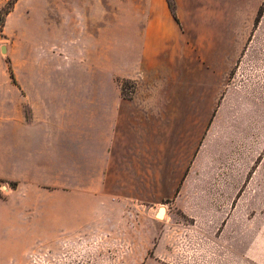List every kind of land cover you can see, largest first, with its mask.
Returning <instances> with one entry per match:
<instances>
[{"label":"rangeland","instance_id":"1","mask_svg":"<svg viewBox=\"0 0 264 264\" xmlns=\"http://www.w3.org/2000/svg\"><path fill=\"white\" fill-rule=\"evenodd\" d=\"M8 1L0 0V11ZM174 2L178 22L167 0H20L5 17L1 92L13 84L11 66L19 86L48 83L52 114L60 119L75 98L114 96L118 88L125 98L174 104L137 138L158 150L149 178L146 161L136 162L138 168L120 170L123 184L108 185L94 198L85 154L80 162L64 154L57 164L48 157V167L16 189L15 181L0 179V198L12 203L0 209L6 215L0 218V264H188L186 228L192 225L201 227L194 234L196 258L205 256L206 237L213 236L232 245L238 264H264V13L258 21L264 0L245 7L236 5L240 0ZM164 9L178 24L181 54L165 65L157 57L129 56L148 19ZM159 34L157 27L150 32ZM224 35L246 42L236 64L214 72L202 45ZM136 66L135 81L118 76ZM187 175L196 181L182 198L175 189ZM161 208L163 219L157 218Z\"/></svg>","mask_w":264,"mask_h":264},{"label":"crops","instance_id":"2","mask_svg":"<svg viewBox=\"0 0 264 264\" xmlns=\"http://www.w3.org/2000/svg\"><path fill=\"white\" fill-rule=\"evenodd\" d=\"M239 4L248 6L249 0H240L236 5ZM251 8L254 13L253 1ZM169 15L164 9L162 16L156 13L149 18L144 38L136 41L135 49H128V55L157 57L162 60L163 65L166 64L167 58L180 55L183 51V38L181 34H176L178 24L173 19L177 24L175 25ZM164 23H168L169 30L176 34L174 40L168 36ZM261 25L247 51L248 58L252 55L251 47L258 41ZM156 27L160 34L154 38L150 32ZM154 42L158 43V46L154 45ZM245 42L244 38L239 39L233 35L210 39L202 45L201 55L205 58L206 65L213 67L211 71H225L227 69L222 66H233L237 63ZM103 47L104 54L109 56L110 37L106 38ZM10 58H13L12 55ZM150 72L147 68L146 73ZM118 76L135 81L140 76V67L123 71ZM47 88L48 83L39 79L28 85L11 84L6 87V91H0V179L15 181L20 185L26 184L32 179L34 170L48 167V157L53 158L57 164L61 163L64 154H70L72 161L77 162H80V157L85 154V167L88 170L86 183L90 186L89 194L94 198L97 193H106L108 185L123 184L120 170L136 169L139 166L136 162L146 161V176H153L151 163L158 161V150H154L152 143L147 142L144 145L143 140L137 138H142L144 128L150 129L152 119L158 115L165 118L172 111L169 106L174 104V100L142 95L125 98L118 88L114 96L104 94L75 98L65 110L67 116L60 119L52 114L50 106L55 103V99L47 96ZM64 123L66 128L62 127ZM55 168H62V165L58 164ZM192 169L193 167L191 173ZM64 176L67 177L66 174ZM68 178L74 179L72 176ZM193 181L196 179L188 175L181 178L175 192L179 190L178 194L182 195V198L191 195ZM189 199L196 198L190 196ZM11 205V201L0 198L1 210ZM189 215L193 213L190 212ZM0 218L6 219V215L0 212ZM186 229L190 233L186 238L189 245L186 250L188 264H238V255L233 251L232 245L224 246L222 240L213 236L206 237L205 256L196 258L199 251L193 246L199 237L194 234L201 227L192 225Z\"/></svg>","mask_w":264,"mask_h":264},{"label":"trees","instance_id":"3","mask_svg":"<svg viewBox=\"0 0 264 264\" xmlns=\"http://www.w3.org/2000/svg\"><path fill=\"white\" fill-rule=\"evenodd\" d=\"M19 1L20 0H9L6 4V6L4 8H2V10L0 11V31L1 32H2V28L4 27V24H5V17L13 12V10L15 9V6L18 4ZM167 2H168V5L170 7V10L172 12L173 17L178 22L179 20H178L177 14H176V5H175L174 0H167ZM263 13H264V10H261L259 13L258 21L263 16ZM8 71H9L10 78H11L13 84L18 86L14 71H13L11 66H9ZM17 186H18V184L15 183L12 187H13V189H16Z\"/></svg>","mask_w":264,"mask_h":264},{"label":"bare ground","instance_id":"4","mask_svg":"<svg viewBox=\"0 0 264 264\" xmlns=\"http://www.w3.org/2000/svg\"><path fill=\"white\" fill-rule=\"evenodd\" d=\"M159 219H163L165 218L166 216V209L165 208H161L159 211H158V215H157Z\"/></svg>","mask_w":264,"mask_h":264},{"label":"water","instance_id":"5","mask_svg":"<svg viewBox=\"0 0 264 264\" xmlns=\"http://www.w3.org/2000/svg\"><path fill=\"white\" fill-rule=\"evenodd\" d=\"M5 50V48H3V51Z\"/></svg>","mask_w":264,"mask_h":264}]
</instances>
